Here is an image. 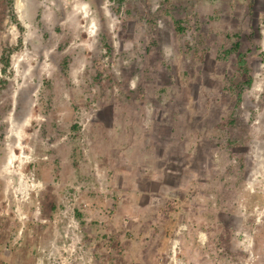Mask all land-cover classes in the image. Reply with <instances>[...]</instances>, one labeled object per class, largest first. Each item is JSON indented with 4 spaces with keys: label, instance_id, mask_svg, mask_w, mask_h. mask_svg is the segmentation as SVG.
<instances>
[{
    "label": "rangeland",
    "instance_id": "1",
    "mask_svg": "<svg viewBox=\"0 0 264 264\" xmlns=\"http://www.w3.org/2000/svg\"><path fill=\"white\" fill-rule=\"evenodd\" d=\"M0 264H264V0H0Z\"/></svg>",
    "mask_w": 264,
    "mask_h": 264
},
{
    "label": "crops",
    "instance_id": "2",
    "mask_svg": "<svg viewBox=\"0 0 264 264\" xmlns=\"http://www.w3.org/2000/svg\"><path fill=\"white\" fill-rule=\"evenodd\" d=\"M127 89L129 90V92H130V91H133V90H130L129 87H127ZM131 89H132V88H131ZM152 104H158V103H157V101H156L155 103H153V101H151L149 105L152 106ZM153 110H154V111H153V114H154V117H153V118H158L159 115H160V112H159V111H156V109H153ZM113 117H114V116H113ZM121 117H123V114H120V115L118 116L117 119H120ZM123 118H124V117H123ZM114 121H115V119H114V120L112 119V122H114ZM111 128H113V127H111ZM111 128H110V129H111ZM135 140H136L135 138L130 139V141H132V142H135ZM130 141H129V142H130ZM137 142H139V140H138ZM121 149H123V148H121ZM122 155H123V154H122ZM123 157H124V156H123ZM129 161H130V160H129ZM130 171H131V170H130ZM119 175H120V174H119ZM120 177H121V176H120ZM121 179H123V178H121ZM149 179H150V178H149ZM150 181H151V180H150ZM120 182H122V180H120ZM124 183H125V182H124ZM152 205H153V204H151V205H147V207L152 206Z\"/></svg>",
    "mask_w": 264,
    "mask_h": 264
}]
</instances>
